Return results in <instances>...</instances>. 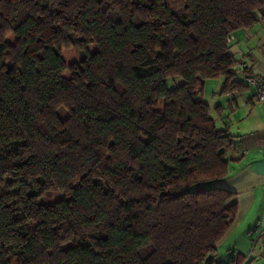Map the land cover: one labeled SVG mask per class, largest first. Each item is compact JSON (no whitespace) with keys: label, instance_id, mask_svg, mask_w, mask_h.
<instances>
[{"label":"trees","instance_id":"16d2710c","mask_svg":"<svg viewBox=\"0 0 264 264\" xmlns=\"http://www.w3.org/2000/svg\"><path fill=\"white\" fill-rule=\"evenodd\" d=\"M258 15L264 0H0V264H217L233 142L203 89L240 88L228 38Z\"/></svg>","mask_w":264,"mask_h":264},{"label":"crops","instance_id":"0c3cea01","mask_svg":"<svg viewBox=\"0 0 264 264\" xmlns=\"http://www.w3.org/2000/svg\"><path fill=\"white\" fill-rule=\"evenodd\" d=\"M233 36L229 52L236 60L234 80L240 88L223 90L224 77H219L203 89L216 126L233 142L226 155L228 173L215 185L234 193L237 211L216 245V263L226 264L234 252L243 258L240 264H264V103L255 100L249 81L264 73V16ZM204 90H209L208 101Z\"/></svg>","mask_w":264,"mask_h":264},{"label":"built area","instance_id":"2783aa9c","mask_svg":"<svg viewBox=\"0 0 264 264\" xmlns=\"http://www.w3.org/2000/svg\"><path fill=\"white\" fill-rule=\"evenodd\" d=\"M234 40V36L228 38V42L231 43ZM242 67L246 68V62H242ZM250 83L254 86V98L259 103H264V73L249 78Z\"/></svg>","mask_w":264,"mask_h":264},{"label":"rangeland","instance_id":"374dc122","mask_svg":"<svg viewBox=\"0 0 264 264\" xmlns=\"http://www.w3.org/2000/svg\"><path fill=\"white\" fill-rule=\"evenodd\" d=\"M229 49H230V48H229ZM211 80H216V79H211ZM208 82H209V80H208ZM168 83H169V86L172 87L173 85L181 84V83H182V79H181L180 77H176V78H173V79L170 78V79H168ZM206 84H208L207 81H206V83H205L204 86H206ZM204 97L206 98V100H207V99H210L209 90L207 91L206 94H205V90H204ZM207 101H208V100H207ZM207 103H209V102H207ZM61 115L64 117V116L66 115V111H65V110H62V111H61ZM60 196H61V195H60L58 192L53 193L50 197H48V198L46 199V201H50V202H52V201H54L55 199L60 198Z\"/></svg>","mask_w":264,"mask_h":264}]
</instances>
